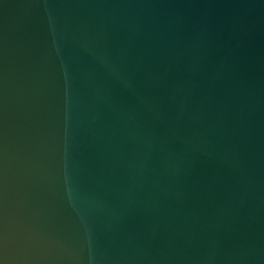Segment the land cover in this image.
<instances>
[{"label":"water","instance_id":"95a60500","mask_svg":"<svg viewBox=\"0 0 264 264\" xmlns=\"http://www.w3.org/2000/svg\"><path fill=\"white\" fill-rule=\"evenodd\" d=\"M0 264H264V0H0Z\"/></svg>","mask_w":264,"mask_h":264}]
</instances>
